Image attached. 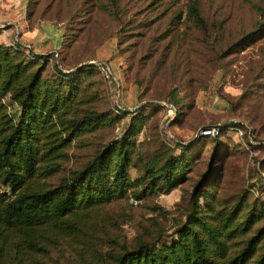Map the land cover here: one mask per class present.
Segmentation results:
<instances>
[{"label":"rangeland","instance_id":"rangeland-1","mask_svg":"<svg viewBox=\"0 0 264 264\" xmlns=\"http://www.w3.org/2000/svg\"><path fill=\"white\" fill-rule=\"evenodd\" d=\"M190 1L118 0L113 6L109 0H0V44L11 47L17 41L48 56L33 71L43 64L42 77L66 91L70 84L57 69L77 71L78 107L104 119L69 141L65 156L57 160L59 171L31 182L33 186L56 187L119 139L138 116L142 130L132 140L136 149L130 179L143 175L151 158L161 156L162 161L168 149L179 152L165 144L168 129L175 142L188 144L199 139L194 140L202 126L237 121L251 125L260 141L255 150L234 133L223 132L210 164L215 140L204 138L187 150V169L170 193L147 190L136 198L146 184L140 181L121 198L70 215L73 227L53 230L40 241V249L13 241L3 252L2 264H114L117 255L139 241L161 246L178 239L191 210L192 187L203 174L201 193L206 198L198 203L207 218L214 210L229 212L250 183L260 182L264 0H197L206 31L188 16ZM27 55L17 57L28 61ZM4 101L11 113L19 111L7 97ZM121 107L130 113L119 114ZM256 195L247 194L246 213ZM262 225L264 218L254 228Z\"/></svg>","mask_w":264,"mask_h":264},{"label":"trees","instance_id":"trees-1","mask_svg":"<svg viewBox=\"0 0 264 264\" xmlns=\"http://www.w3.org/2000/svg\"><path fill=\"white\" fill-rule=\"evenodd\" d=\"M109 1L113 6L118 2ZM187 14L196 26L207 30L197 0L190 1ZM18 53L28 54L30 59H18ZM38 60L46 64L48 56L24 50L17 41L11 47L0 44V182L11 187L10 193L0 192V264L5 248L9 250L13 241L40 249V241L53 230L62 232L73 227L70 215L121 198L140 181L146 184L136 198H141L147 190L170 193L187 169V150L209 138L200 137L188 144L165 139L167 146H175L179 152L173 154L168 149L162 154V161L161 156L151 158L143 167V175L130 179L129 169L134 167L132 154L136 149L132 140L142 130L138 116L131 120L119 139L95 152L59 185L49 189L33 186L31 182L37 183L39 178L59 171L57 160L65 156L63 147L69 141L104 121L101 116H93L94 111L78 107L81 78L77 71L57 69L60 78L70 84L66 91L60 83L42 77L43 64L33 71ZM6 97L19 111L8 110ZM118 113L130 112L121 107ZM233 124H222L219 134L212 137L215 144L210 164L221 143L217 138L223 132L230 133L228 127ZM252 137L257 144L247 140L245 143L256 150L260 141L253 128ZM258 175L260 182L250 183L246 194L239 196L229 212L214 210L213 217L207 218L201 214L198 203L204 197L201 188L207 175L203 174L192 187L191 210L177 231L178 239L161 246L139 241L135 248L124 249L117 255L114 264H264V225L254 228L264 218V198H261L264 173ZM252 191L258 195L246 213L247 194Z\"/></svg>","mask_w":264,"mask_h":264},{"label":"built area","instance_id":"built-area-1","mask_svg":"<svg viewBox=\"0 0 264 264\" xmlns=\"http://www.w3.org/2000/svg\"><path fill=\"white\" fill-rule=\"evenodd\" d=\"M21 45L24 50L30 49V45L28 44L21 43ZM232 123L237 124V125H234V124L230 125L228 127V132L234 133L239 139H241L244 142V144H246L245 140L249 141L251 144L258 143L252 137L251 125H249L248 123L237 122V121H234ZM227 124H231V123H227ZM221 128H222L221 124L202 126L199 128L198 134L195 136L194 140H197L196 138H200V137H209V138L215 137L219 134ZM163 136L166 140H169V141L175 140L173 136L170 133H168L166 130L164 131ZM262 177L264 178V175H262ZM0 192L10 193L11 192L10 185L8 183L0 182ZM133 202L135 203V201Z\"/></svg>","mask_w":264,"mask_h":264}]
</instances>
